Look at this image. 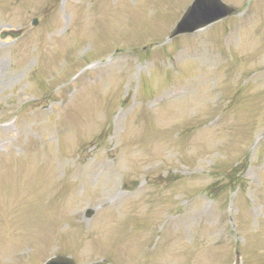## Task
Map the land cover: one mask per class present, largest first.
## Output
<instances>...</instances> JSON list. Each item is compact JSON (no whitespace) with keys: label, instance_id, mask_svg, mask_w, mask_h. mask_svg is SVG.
<instances>
[{"label":"rangeland","instance_id":"1","mask_svg":"<svg viewBox=\"0 0 264 264\" xmlns=\"http://www.w3.org/2000/svg\"><path fill=\"white\" fill-rule=\"evenodd\" d=\"M189 1L0 0V264H264V0Z\"/></svg>","mask_w":264,"mask_h":264},{"label":"water","instance_id":"2","mask_svg":"<svg viewBox=\"0 0 264 264\" xmlns=\"http://www.w3.org/2000/svg\"><path fill=\"white\" fill-rule=\"evenodd\" d=\"M231 11L232 9L222 4L219 0H195L173 29L171 35L193 30Z\"/></svg>","mask_w":264,"mask_h":264}]
</instances>
